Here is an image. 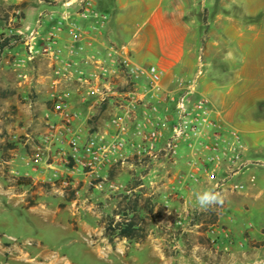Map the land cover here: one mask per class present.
<instances>
[{
    "label": "crops",
    "instance_id": "obj_1",
    "mask_svg": "<svg viewBox=\"0 0 264 264\" xmlns=\"http://www.w3.org/2000/svg\"><path fill=\"white\" fill-rule=\"evenodd\" d=\"M81 1L46 2L51 6L37 14L36 24L24 26L32 3L44 2L27 0L31 4L20 9L24 14L21 26L14 27L13 18L6 25V35L18 34L23 38L12 48L1 51L0 60L6 57L18 63L25 60L23 65L27 64V71H21L20 76L23 81L27 80V85L33 84L32 61L27 59L24 35L35 29L45 34L58 22H63L66 25L62 31L51 43L44 40V45L48 43L71 60L79 71L99 69L101 65L114 70L117 60L126 56L134 64H155L164 73L161 88L150 92L140 83L139 91L155 104L156 112L151 116L160 124L165 136L171 133L176 121L171 98L183 91L187 80L195 79L196 95L207 97L209 105L196 110L201 121L205 117L203 124L195 133L191 132L189 138L179 142L175 164L184 173L176 188L188 197L186 206L199 207L195 193L212 189L222 180L224 208L218 223L227 224L233 230L232 246L244 252L249 261L253 260L251 264H264V216L258 217L256 222L251 219L254 205L264 210V200L251 202L253 197L260 199L264 190L255 193L254 175H248L251 166L259 163L254 155L261 153L262 148L255 149L245 140L246 133L260 130L253 124L260 123L264 129V112L258 114L252 110L259 104L264 105V3H255V0H91L93 8L106 15L104 25L94 28L93 21L78 13ZM72 23L85 32L80 40L69 32ZM36 59L50 66L51 74L36 80L39 89L46 90L49 100L60 90L57 73L51 57L41 49ZM117 77L114 81L121 84L120 90L128 89L124 85L125 77ZM65 94L81 112L77 123L84 124L87 120L84 108L92 111L94 105L82 101L77 89H68ZM145 113V109H139L137 121L141 125ZM136 128V123L131 122L130 136L135 142L140 138L134 135ZM232 130L238 131V138L231 134ZM209 145L220 153L238 154L234 161L222 162L214 180L199 169L200 158ZM244 235L258 245L247 244Z\"/></svg>",
    "mask_w": 264,
    "mask_h": 264
},
{
    "label": "rangeland",
    "instance_id": "obj_2",
    "mask_svg": "<svg viewBox=\"0 0 264 264\" xmlns=\"http://www.w3.org/2000/svg\"><path fill=\"white\" fill-rule=\"evenodd\" d=\"M14 1L0 0V13L10 15L12 25L21 22V18L13 15L22 12L11 8L16 4ZM42 1L29 7L24 26L27 23L34 26L37 14L51 6L46 2L56 0ZM23 2L26 6L31 4L27 0ZM254 2L263 5L264 0ZM7 24L0 20V34L7 33ZM31 61L35 81L27 85V80L23 81L20 76L21 71H27V64H17L7 57L0 60V264L252 263L244 252L232 246L235 242L233 230L227 224L218 223L224 200L220 208L211 205L203 210L186 206L188 197L176 188L184 171L176 168L173 159L132 156L125 163L101 170L103 187H96L97 180L90 182L82 172L76 175L80 183L75 189L47 180L48 172L46 178L35 180L30 155L34 141L45 131V113L50 100L36 80L39 76H48L51 71L48 62L36 58ZM204 69L202 66L201 70ZM57 78L61 79L62 94L68 89H77L72 79L59 74ZM71 105L76 109L73 102ZM93 105L92 111L84 108L87 116L84 124L77 123L83 135L105 132L114 115L115 107L109 104ZM252 110L261 114L264 105L259 104ZM253 126L260 130L246 133L245 140L255 149L262 148L261 153L254 155L259 163L253 164L248 171L249 176L254 175L257 186L254 192L257 193L264 190V129L260 123ZM125 195L129 199L140 196L147 236L142 241L116 237L112 243L105 235L103 217L113 214L121 203L127 204ZM258 200H264V194L260 199L253 197L251 202L260 203ZM259 207L254 205L251 209V219L255 222L264 216V210ZM188 210L195 211L196 216L190 222L191 228L181 227L177 220ZM215 223L229 229L232 244L224 235L218 236V245L213 244L212 238L217 235L211 236L209 229ZM247 244L258 245L251 240Z\"/></svg>",
    "mask_w": 264,
    "mask_h": 264
},
{
    "label": "built area",
    "instance_id": "obj_3",
    "mask_svg": "<svg viewBox=\"0 0 264 264\" xmlns=\"http://www.w3.org/2000/svg\"><path fill=\"white\" fill-rule=\"evenodd\" d=\"M16 12L20 13V9ZM78 13L85 19L93 21L94 28L103 26L106 21V15L93 8L91 0H82ZM65 25L63 22H58L45 34L35 29L24 35L27 59L34 60L41 49L51 57L57 74L72 79L77 84V91L82 101H92L93 104H112L116 113L110 119L105 132L83 135L81 129L77 127L81 112L73 108L65 92L62 94L60 90L56 91L49 100V108L45 113V131L34 141L30 155L33 170L36 172V175H32L33 178L35 180L46 178L45 174L48 172L47 180L58 181L64 187L75 189L80 183L76 175L82 172L90 178V182L97 180L96 187H103L101 170L119 162L125 163L132 156L166 157L176 161L179 142L189 138L191 132L195 133L205 121V117L201 121L196 110L206 109L209 105L207 97L192 96L196 94L194 89L196 80H187L183 91L171 98L176 121L171 133L165 136L160 124L154 122L155 118L151 116L156 112L155 104L146 98L145 93L139 91V85L142 83L148 91L157 92L163 82V71L155 64L147 66L134 64L128 56L118 59L114 70L109 66L101 65L99 69L79 71L74 68L71 60L52 49L48 43L44 45V40L51 43ZM69 32L77 40H80L85 33L76 23L71 24ZM25 62L22 60L17 64L23 65ZM100 63L102 64V62L97 64ZM117 75L125 77L124 85L128 86V89L120 90V84L114 81ZM57 83H61L60 78H57ZM140 108L146 111L142 125L137 121ZM131 122L136 123L137 126L134 131V135L137 134L140 137L137 142L130 136ZM231 134L236 138L239 137L237 130H232ZM204 151L203 157L200 158L199 169L211 180L217 179V169L222 162L229 159L234 161L238 156V154L229 155L227 152L220 153L216 147L210 145ZM213 189L223 198L222 180H218ZM213 205L220 208L221 204ZM195 216V211L188 210L177 220V224L181 227L186 225L190 227V222ZM184 229L189 230L186 227ZM209 233L211 236L217 235L212 238L214 245H218L220 235H224L231 244L233 243L231 232L223 225L212 224ZM244 240L248 241V238L245 237Z\"/></svg>",
    "mask_w": 264,
    "mask_h": 264
},
{
    "label": "trees",
    "instance_id": "obj_4",
    "mask_svg": "<svg viewBox=\"0 0 264 264\" xmlns=\"http://www.w3.org/2000/svg\"><path fill=\"white\" fill-rule=\"evenodd\" d=\"M26 7V3L11 5L12 9H21ZM15 12V11H14ZM16 18H24V14H14ZM0 20L9 22L11 20L10 15H2L0 13ZM14 27H20L21 22L13 25ZM21 40V36L18 34L5 33L0 34V52L5 48H12L17 42ZM125 199H128V203L119 205L113 214H106L103 219L105 221V235L108 237L110 242H114L116 237L135 239L142 241L147 236V230L143 223V217L141 215V203L140 196L137 195L134 199H129L128 195H125ZM120 217V219L117 218Z\"/></svg>",
    "mask_w": 264,
    "mask_h": 264
},
{
    "label": "clouds",
    "instance_id": "obj_5",
    "mask_svg": "<svg viewBox=\"0 0 264 264\" xmlns=\"http://www.w3.org/2000/svg\"><path fill=\"white\" fill-rule=\"evenodd\" d=\"M195 200L203 210H207L213 204L223 203L221 194L214 189H205L202 192L195 193Z\"/></svg>",
    "mask_w": 264,
    "mask_h": 264
}]
</instances>
